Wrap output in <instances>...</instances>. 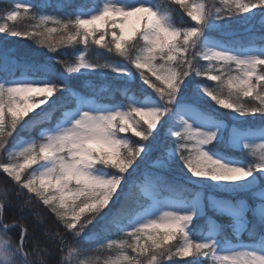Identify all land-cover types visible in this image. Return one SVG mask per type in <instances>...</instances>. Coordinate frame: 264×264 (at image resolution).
Segmentation results:
<instances>
[{
    "label": "snow or ice",
    "instance_id": "obj_1",
    "mask_svg": "<svg viewBox=\"0 0 264 264\" xmlns=\"http://www.w3.org/2000/svg\"><path fill=\"white\" fill-rule=\"evenodd\" d=\"M218 2L170 0L188 26L155 0H69L56 14L13 0L0 15L5 39H31L51 52L76 49L71 61L54 58L61 73L0 50V173L11 184L0 189V264H264V0ZM256 10L260 33L247 29L245 41L210 35L227 34L234 18L250 23ZM25 21L32 22L27 29L18 27ZM93 47L123 62L93 60ZM105 70L138 77L152 93L112 103L72 83ZM200 99L227 110L232 123L202 109ZM54 111L59 118L45 126ZM257 117L259 125L251 123ZM34 128L35 137L18 135ZM153 152L154 171L128 179ZM175 165L184 181L165 175ZM209 191L252 201L207 197L212 211L230 219L231 237L214 220L197 233ZM134 198L136 209L127 210ZM34 203L72 242L43 220L30 234L23 216L10 217ZM97 220L117 238L86 231Z\"/></svg>",
    "mask_w": 264,
    "mask_h": 264
},
{
    "label": "trees",
    "instance_id": "obj_2",
    "mask_svg": "<svg viewBox=\"0 0 264 264\" xmlns=\"http://www.w3.org/2000/svg\"><path fill=\"white\" fill-rule=\"evenodd\" d=\"M30 2L36 3L37 5H42L37 10L39 12L47 13V14H56L57 13V5L61 2H69V0H30ZM70 2L74 5H79L85 0H70ZM156 3L160 4L164 8H168L173 11L174 14V22H176L180 26H188L190 24L189 18H187L183 13L179 10L178 6L173 5L170 3V0H155ZM13 0H0V15H3L5 11L11 6ZM206 3L209 5L215 4L216 7H219L218 0H206ZM70 11L71 9H66ZM32 22L25 21L23 23H19L18 27L21 29H27ZM257 33H260L262 29L253 28ZM247 31L237 33L232 37H229V40H238V41H245L247 37ZM7 48L12 50V53L19 59L22 63L28 62L32 64H40L44 63L47 64L55 73L63 72V67L61 63H56L55 59L60 61L64 60H73L74 53L76 52L75 48L72 47H65L57 49L56 52L49 51L46 47L41 46L37 41L31 39H19V38H10L5 39L2 34H0V50ZM89 57L93 60H99L100 62H110V63H122L123 61L106 52H97L95 47L89 49ZM55 58V59H54ZM31 75V73H28ZM73 85L76 87V90L80 91L81 93L88 95V96H97L100 99H107L112 103H124L126 102L125 95L131 96L135 95L137 97H141L145 92L150 93L152 92L147 86H144L140 83L139 79L136 78L135 80L129 81L127 78H118L115 74H113L110 70H105L104 75H100L97 73L86 74L85 76L79 77V79L72 80ZM207 83H211L210 81ZM101 89H106V91H101ZM71 107V104H68ZM47 108V105L44 106ZM32 115H35L33 113ZM60 111H54L51 114V123L46 124L45 126H51L54 124L55 121L59 118ZM40 131L39 128L29 129L26 131L18 132L20 137H35L38 132ZM154 157H158V153H152ZM236 156L240 157L242 160L247 159L244 153H237ZM0 159H4L3 156H0ZM140 164V168L138 169L137 173L134 174L136 180H142L144 178L141 173H151L154 171V167H142L141 161H137ZM135 167V165L133 166ZM131 171V170H130ZM168 179H178L180 181H184V176L179 168L178 165L174 166V171L165 173ZM189 188H192V185H187ZM11 188L10 182L6 179V177L0 173V189ZM210 194H215L220 197L228 198V199H248L249 203H252L251 199L245 193H236V194H229V193H217V192H205V205L207 207V213L205 217H201L194 221L195 224L198 225L197 233L199 230L203 229L205 226V221H212L214 220L217 224L224 226V234L231 237L232 233L228 228V225L231 223L230 219L227 216L220 215L211 210L210 206H207V197ZM135 199L129 202L127 206V210H135L136 204ZM15 202V197H13ZM31 211H25L24 213H20L18 210L12 213L10 211V217L14 215L16 219H19L23 216V220L21 223L26 224L29 227L30 234L32 233L33 227L35 226V221L37 219L43 220L46 222V226L49 231L55 232L59 230L62 234L66 236L69 242H72V237L70 234H66L63 232V229L55 222L54 218L44 209L42 206L34 203L30 206ZM111 207V206H110ZM35 213H39V216H36ZM101 224L102 222L97 220L89 228L86 230L89 233H99L101 238L105 235H110L112 237H117L119 234L115 228H112L107 231H101ZM39 235V233H36ZM13 236L18 235V230L12 233ZM197 238L199 235L197 234ZM240 239L246 240L247 235L242 234ZM41 246L43 247V241H38ZM38 259V258H37ZM183 264V262H180Z\"/></svg>",
    "mask_w": 264,
    "mask_h": 264
},
{
    "label": "rangeland",
    "instance_id": "obj_3",
    "mask_svg": "<svg viewBox=\"0 0 264 264\" xmlns=\"http://www.w3.org/2000/svg\"><path fill=\"white\" fill-rule=\"evenodd\" d=\"M256 13H257L256 18L253 21H251L250 23H247V24L246 23H243V18H241V17L234 18L233 20H231L229 22V28L226 30V33L227 34H225V35H222L219 32H213V33H210V35H212V36H214L216 38H219V39L229 40V37H232L233 35H236L237 33H241V32L247 31V29H249V28H258V29H260L261 28V25L259 23V20H260L259 10H256ZM104 74H105V72L103 74H100V75H104ZM194 87H195V81H193L192 83L189 84L188 95H189L190 100L193 98L192 89ZM151 93L152 92H150L149 94H151ZM198 104H199V106L202 109H205V110H208L210 112L216 113L217 115H219L221 118H223L229 124L232 123L231 114L227 110H223V109H219L218 110L214 106V104L212 102L208 101L207 99H200L198 101ZM250 121H251V123H254L256 125H259V123H260L258 117L255 118L254 120H251V118H250ZM23 138H30V137H23ZM236 158L241 159L238 156H236ZM156 159L157 158L154 157L153 154H151L147 159H145L143 161V163H141V165H142V167H145V166L155 167ZM128 179L131 180L132 177H129ZM210 196H216L218 198L228 199V198H224V197L217 196L215 194H210ZM113 238H117V237H113Z\"/></svg>",
    "mask_w": 264,
    "mask_h": 264
}]
</instances>
